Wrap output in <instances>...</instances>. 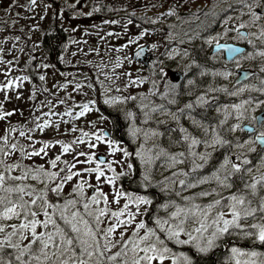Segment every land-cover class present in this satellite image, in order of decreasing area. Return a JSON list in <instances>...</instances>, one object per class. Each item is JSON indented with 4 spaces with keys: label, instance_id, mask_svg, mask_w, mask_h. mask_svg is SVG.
Masks as SVG:
<instances>
[{
    "label": "rangeland",
    "instance_id": "obj_1",
    "mask_svg": "<svg viewBox=\"0 0 264 264\" xmlns=\"http://www.w3.org/2000/svg\"><path fill=\"white\" fill-rule=\"evenodd\" d=\"M56 1L57 9L56 5L46 0H5V7L0 10V85L8 84L7 89L0 87V112L4 113L0 115V129L3 130L1 141H5L7 145L2 165L6 169L7 187L14 184L10 180L11 176L21 172L28 176L20 181H24V200L31 199L29 192L35 193L41 189L47 191L48 186L54 183L62 184L61 190L65 193L77 188L85 195L86 200L94 204L95 212H102L101 223L99 222L102 232L99 237L100 253L121 252L116 257L130 262L131 246L144 231L151 228L156 236H161L159 241L162 243L157 246L162 247L167 241H175L166 235L167 225H174L177 219L184 218L182 212L178 217L170 215L177 210L174 197L167 202L161 196L163 191L170 192L175 183L168 180L161 187L162 180L171 177V174L161 164L154 163V158L147 152L149 142H145L146 130L142 123L144 104L141 97L145 86L143 65L130 57L136 47L149 43L156 55H162V60L171 59L174 51H177V64L181 62L180 67L183 70L190 69V52L172 46L177 41L186 46L185 43L189 40L185 37L193 40L196 35L199 43H204L201 38L208 37L206 33L209 34L211 26L207 17L200 16L202 12L211 9L213 0ZM103 8H107L109 12L120 11V15L116 14L113 19L103 17ZM169 8L172 9L171 12L168 11ZM56 11L59 13L57 21L66 29L64 53L59 56L57 65L41 47L43 31L51 26ZM203 27L209 28L203 32ZM141 32L144 33L143 36L139 35ZM29 66L34 69L37 77L42 78V82H31L27 71ZM226 71L227 75H220L231 78V72L227 69ZM224 84L216 82L214 86L211 85V92L214 93L215 88L217 93ZM126 93L135 94L137 115L132 116V111L128 114ZM102 105L112 113H122L130 132V149L111 136V119L101 110ZM223 108L226 111L221 106L213 105L209 113L218 114L224 121L230 117L235 118L238 109L232 108L230 104H225ZM45 121L48 123H44ZM105 130L110 134L105 135ZM209 137L217 143V136L212 137L210 134ZM245 140L247 139L232 149L231 154L234 156H228L229 163H225L219 176L226 177V173L232 171V162L240 163L245 173L250 176L256 177L264 170V149L255 153L257 144L250 141L245 143ZM44 141L50 143L44 144ZM71 141L78 147V151L72 148ZM64 144L69 145L67 150L63 149ZM109 147L114 151L109 152ZM250 151L255 153L254 158L244 162L242 158ZM97 154H104L105 160L99 161ZM237 156L241 159L238 160ZM109 163L112 165L111 169L107 167ZM11 164H16V167L11 168ZM69 164L71 168L68 167ZM18 168L20 169L17 171ZM96 168L100 169L99 176L96 175ZM134 168L136 177L150 183L151 187L146 185L138 193L131 192L130 187L123 188L117 175L126 173L133 176ZM214 170V167L211 168V171ZM33 171H37L38 175L33 176ZM44 171H54L57 176L55 179H47L45 183ZM69 171L74 173L70 179L67 178ZM235 176L233 174L232 179L237 180L238 176ZM216 177L217 174L211 172L199 180L197 187L193 184L189 189L196 187L198 193L209 192L207 196H197L199 200L209 202L211 199L221 198V206H214L210 216L217 211L230 216L226 207L232 190L229 179L226 177L227 185H221ZM78 181L80 185H77ZM211 188H217V192H211ZM0 190L2 191V185ZM151 191L158 196L155 202L153 200L157 210L166 216L154 218V204L149 197ZM0 195L5 197V202L0 203L2 209L7 206L8 197L15 202L19 193L13 194L4 190ZM139 196H146L148 201L137 205L134 201ZM129 200L133 202L126 203ZM185 203L186 201H179L180 205L187 206ZM41 204L43 199L36 204L38 219L44 218L40 211ZM117 211L120 212L119 217L113 215ZM129 213L132 214L130 222H122V218L129 217ZM157 220L165 224L164 229L157 226ZM140 221H143L142 227L133 232ZM18 223L17 216L0 217V224L6 226L0 229V236L10 230L8 226ZM112 223L118 226L112 229V235H107L105 229ZM193 223L191 219L186 221L185 231L179 234L181 240L188 239ZM53 227L54 225H45L42 228L37 225L36 231L50 230ZM81 228H88L93 232L92 226L85 221ZM129 237L133 239L129 240ZM30 239L29 232L21 241L28 242ZM88 239L90 243L94 242L93 237ZM125 240H129L127 245L124 244ZM106 242L111 243L112 247L108 248ZM152 242L153 237L150 236L141 245ZM48 247L51 248V245ZM125 248L129 249L128 253L124 252ZM170 253L169 251L164 254V260L153 256L152 264H170L173 261ZM98 254L93 251V256L89 259L97 258ZM137 254H143L142 247ZM95 261L96 264H103L100 259ZM40 264H52V258L41 261Z\"/></svg>",
    "mask_w": 264,
    "mask_h": 264
},
{
    "label": "flooded vegetation",
    "instance_id": "obj_2",
    "mask_svg": "<svg viewBox=\"0 0 264 264\" xmlns=\"http://www.w3.org/2000/svg\"><path fill=\"white\" fill-rule=\"evenodd\" d=\"M4 1L0 0V10L5 7ZM46 1L56 5L57 9L56 0ZM211 6V9L202 12L200 17L209 19L211 28L207 27L209 34L206 33V35L212 36V41L209 42L207 38H201L204 43H199L198 35H196L193 40L190 37H185L186 40H189L185 43L186 46L178 41L172 46V48L181 47L190 52V69L183 70L180 67L181 62L177 64V51H174L170 63L171 59L162 60V55H156L149 43L142 62L145 83L144 93L141 97L144 104L142 123L146 130L145 142H149L147 152L154 158V163L161 164L165 170L170 172L171 177H165L161 187H163V183H168V180L174 182L175 187L170 192H161V196L167 202L173 200L174 197L175 205H180L179 201H186L185 204L188 206L198 200L197 196L193 197L194 193H198L196 188L198 183L193 182L199 181L211 172L220 175L225 167V156L232 158L234 156L231 154L232 149L241 144L249 135L253 136L250 142H255L258 146L255 153L264 149L254 138L255 132H259L261 129L256 128L253 132L249 128L243 127L250 124L249 115H264V93L259 90L264 87V0H213ZM253 13L257 14L255 18H253ZM58 15L59 13L56 11L49 27L56 30L58 39L48 38V44H45L43 38L45 31L41 38V47L44 52L47 49L55 51L52 53L55 65L59 64L57 56L64 50L66 43V29L57 21ZM237 24H240L241 27L236 28ZM60 28H63V33ZM203 28L204 32L207 28ZM241 32L248 35L241 38L239 36ZM200 36L202 35L200 34ZM220 43L231 44L241 50L229 56L224 48L215 49V46ZM46 46L49 48L46 49ZM226 69L231 72V78H224L220 75L222 74L220 71ZM35 76L36 74L29 78L31 82L38 83V80L42 78L36 76L37 80L34 81ZM216 82L225 84L219 88L217 93L214 88L213 93L211 85L214 86ZM249 85L253 87H249ZM197 98L200 99V103H197ZM256 100L261 103L254 105L253 102ZM241 101L244 103L237 111L244 112V119L235 116L234 119L230 117L224 121L218 114L209 113L213 105L221 106L222 110L226 111L223 108L225 104L233 105ZM126 105L130 115V105L127 101ZM100 107L105 110L102 106ZM108 113L110 112L108 111ZM132 116H134L133 112ZM234 123L238 124V127L233 130L231 125ZM111 126L113 132V124ZM128 134V139L125 142L130 149L129 130ZM210 134L212 137H218L216 144L213 143L214 139L209 137ZM2 135L3 130L0 129V137ZM221 141H226V143ZM207 150L209 151L206 152ZM6 152V142L0 139V165H2ZM255 153L250 151L246 156L252 160ZM194 165H199V167H194ZM213 167L215 170L211 171ZM0 172L4 173L0 185H2V191L6 192L8 184L4 164L0 166ZM242 172L243 167L233 174L235 176ZM27 177L21 172L14 173L10 179L14 182L12 187L14 188L15 185L24 186V181H20ZM227 177L229 186L232 188L231 194H233L232 176ZM181 180H184L185 184L181 185ZM193 184L196 187L189 189ZM2 191L0 190V193ZM12 193L16 194L17 192L12 191ZM186 196L189 197L188 200L184 199Z\"/></svg>",
    "mask_w": 264,
    "mask_h": 264
},
{
    "label": "snow or ice",
    "instance_id": "obj_3",
    "mask_svg": "<svg viewBox=\"0 0 264 264\" xmlns=\"http://www.w3.org/2000/svg\"><path fill=\"white\" fill-rule=\"evenodd\" d=\"M169 12L172 11L171 8L168 9ZM253 18L256 17V13H253ZM227 19V17H225ZM223 23V22H222ZM241 25L237 24L236 28H240ZM235 30V29H233ZM140 36H143L144 33H139ZM217 35H220V33H217ZM248 35L247 33H239V36L243 38L244 36ZM213 39L212 36H208L207 40L211 42ZM225 48H228V55L232 56L233 53L238 52L239 50L236 49L234 46L230 45H224ZM141 50L138 48L136 55H140ZM239 58V57H237ZM238 67V65H237ZM161 71H163L161 69ZM223 75H227V71L225 70L222 72ZM11 83V81H9ZM0 87H3L7 89L8 84L0 85ZM249 87H253L252 85H249ZM262 93H264V87H261L259 89ZM203 95V94H201ZM200 99L197 98V103H200ZM244 102L241 101L237 104H233L232 108L234 109H240L241 105ZM261 101L256 100L253 102L254 105H259ZM219 111V109H218ZM4 113L0 112V115H3ZM227 115V113H225ZM236 116L242 118L244 116L243 111H237ZM250 124L244 125V128H249L251 131L255 132L256 128H260L261 131L255 132V140L264 147V115H249ZM44 123H48L45 121ZM238 127V124L234 123L231 125V128L234 130ZM95 135V134H92ZM215 135V131H214ZM0 139H3V137H0ZM253 139L252 135H249L247 140H245V143H248ZM58 143V141H56ZM195 142V140H193ZM216 141L213 140V143ZM226 143V141H221ZM44 144L50 143V141H44ZM12 147H15V145H12ZM69 145L64 144L63 149L67 150ZM94 147V145H93ZM255 147V145H253ZM23 151V150H21ZM109 152L114 151L113 148H108ZM89 158L91 159V155L89 154ZM206 158V157H205ZM58 159V157H57ZM237 159H241L240 156H237ZM244 162H247L248 157L244 156L242 158ZM50 163H54V161H50ZM224 163H229L228 156L226 155L224 158ZM2 166V165H0ZM11 168H15L16 164H11ZM69 168H71V165H68ZM109 169H111L112 165L109 163L107 165ZM194 167H199V165H194ZM241 164L232 162L231 163V169L232 171H228L226 173L227 176H232L235 171L241 170ZM91 171V169H89ZM182 171V170H180ZM96 175H100V169H95ZM33 176H37V171L32 172ZM74 175L73 172L69 171L67 173V178H71ZM57 176V173L54 171H44V177H45V183H47V179H55ZM4 173L0 172V182L3 181ZM221 177L217 175V180L221 185H227V178ZM259 180L262 184H264V175L259 176ZM111 183V181H108ZM200 181H194L193 183H199ZM180 184H185L184 180L180 181ZM77 185H80V182H77ZM257 178H253L251 181V184L246 185V187H249L251 189V193L254 196L257 192ZM62 184L57 183L52 186V190L55 191L57 188L61 187ZM30 187V186H28ZM77 190V189H74ZM8 192L16 191L19 193V196L16 197L15 202H12V198H7V206L0 209V217H12L17 216L19 219L18 224H13L8 226L10 230L6 232L4 235L0 236V250H3L5 247L11 248L15 250V261L17 264H40L41 261H47L50 257L52 258V264H96V261L89 259L93 256V251L96 253H100V247L97 243L95 246H93L88 237L95 238V234L91 231V229L85 228L84 229V235L80 234V228L78 223L73 221V217H76L77 213L72 212L71 216H69L68 212L62 211L60 213L61 218L67 223V225L71 228L72 232L76 234L75 240H73L72 236H69L66 234L61 227L55 223V221L52 219V215L55 213V210L57 209V205H53V213H49L47 211V206L49 204V201L46 197L43 196V193L46 191V189H41L35 193L29 192L28 195L31 196V199L24 200L22 197L25 195L24 186L22 185H15L14 188L12 186L7 187ZM98 191V190H97ZM211 192L215 193L217 192V188H211ZM123 195V193H120ZM209 194L208 191H201L199 193H194L193 197L195 196H207ZM131 196V194H128ZM95 196V193L93 194ZM40 199H43V204L40 205V211L43 213V219L37 218V211L35 210L36 204L39 202ZM185 200H188L189 197H184ZM148 198L146 196H139L135 199L134 203L137 205L147 202ZM5 202V197L3 195H0V203ZM132 200L127 201L126 203H132ZM73 201L69 200L66 202L65 208L67 204H72ZM222 200L221 198H214L211 199L208 203L203 204L202 206L193 202L192 204L188 206H181L177 205L176 211L171 212L172 217H178L179 213L184 214L183 219H177L175 224L169 223L167 225V232L166 235L175 240L178 244H184L191 241L195 235L196 232L204 233L205 227L207 225V217L209 213L213 211V207L217 205H221ZM242 207H239L241 206ZM227 211L231 214L230 216H226L223 212L217 211L214 213L212 218L213 223V230L210 235L207 237V241L203 244L200 243L199 240H197L196 247L199 251L203 252L206 251L209 247L213 245V242L215 239L225 234L226 231L230 229V226L235 227H243V225L237 224V220L239 217L243 216L245 218L249 217L253 212H255L257 209L254 206L251 198L245 199V194H238L233 193L228 196V204H227ZM259 209L260 211H264V196L259 197ZM106 210V209H105ZM102 212L100 210L97 211V216H100ZM114 216L119 217L120 212H113ZM131 213H129V217L122 218V222L129 223ZM199 219V223H195V221ZM188 219H191L194 221L193 228L190 231V234L188 236V240H181L179 238V234L181 232L185 231V223ZM264 219V217H262ZM84 221H79V224H83ZM37 225H40L42 228H44L45 225H54V227L50 230H42V231H36ZM143 225V221H140L136 224V228H134L132 231L135 232L136 229L141 228ZM118 225L116 223L110 224L106 229L105 233L107 235H112V229L116 228ZM157 226L161 229L165 228V224L161 222L160 220H157ZM6 226L4 224H0V229H4ZM252 228L256 229L254 233L250 232H244L241 233V235H247V236H254L255 239L264 242V223H254ZM31 233V239L28 240L26 244H21L20 241L28 234ZM121 235H123V232H121ZM153 237V242L148 244L141 245V242L146 240L148 237ZM133 237H129V240H132ZM129 240H125L124 244L127 245L129 243ZM34 242H38L39 247L35 248V251H33L34 248ZM158 243H162L159 241V238L156 237L155 233L151 228H148L146 231H144V234L142 236H139L135 239V242L131 246V255L132 259L129 262L126 260L119 261V264H152L153 262V256L156 257L158 260H164V254L170 251L167 247V245H163L162 247H158ZM79 244L80 245V251L77 253L73 250V245ZM51 245V248L48 246ZM106 245L108 248H111V243L106 242ZM141 247L143 249V254L138 255L137 253H140ZM125 253L129 252L128 248L124 249ZM27 254V259H23V257ZM11 255V253L9 254ZM120 255V253H113L112 255L108 256V260H112L114 256ZM178 255L183 256L185 260V264H189V258L184 255V253H178ZM260 256L261 259H254V257ZM99 259V256L96 258ZM231 259L233 261V264H264V253H258L256 249H245V248H239L236 246H233L231 248ZM0 260H3V257L0 256ZM172 260L175 264L176 256H172ZM4 264H12L11 261H5Z\"/></svg>",
    "mask_w": 264,
    "mask_h": 264
},
{
    "label": "trees",
    "instance_id": "obj_4",
    "mask_svg": "<svg viewBox=\"0 0 264 264\" xmlns=\"http://www.w3.org/2000/svg\"><path fill=\"white\" fill-rule=\"evenodd\" d=\"M102 14H104L103 17L106 16L109 19H113L116 14L120 15V11L109 12L107 8L106 9L103 8ZM60 30L63 33V28H60ZM43 38H44L45 44H48L47 42L48 38L58 39V35L54 28H49L44 32ZM47 48L49 47L46 46V49ZM46 52L48 53V56L51 59L52 53H54L55 51L53 52L47 49ZM27 71H28L29 76H34V72H32V67H28ZM34 79H35L34 81L37 80L36 76ZM132 95L126 93L128 104L130 105V110L135 115H137L138 112L136 110L135 102H134L135 94H132ZM111 116H112V121L114 125V130H115V132L113 133V137H115L118 140H120V138H124L127 140L126 125L123 127V122L122 120L119 121V118L116 113H114ZM71 146L73 149H75V151L76 150L78 151V147L72 141H71ZM261 175H264V170L255 177V176H250L249 174H246L243 169L242 173L237 174L235 176V177L238 176L237 180L236 179L231 180L233 181V193L245 194V199L251 198L254 206L257 209L247 218L243 216L238 218L237 224L243 225V227L230 226V229L226 231L225 234H222L215 239L211 247H209L206 251L201 252L196 247L197 240H199L200 243L203 244L204 242L207 241L208 235H210L213 230L212 218H213L214 213L212 214V216L208 215L207 225L205 227L203 234L200 232H196L195 237L188 243H184V244H178L175 241H167L165 243V245H167L170 252H172V256L174 255L176 256L175 264H185L184 257L178 255V253H181V252L184 253V255L189 258V264H217V261H219L218 264H233V261L230 256L231 248L233 246H236L239 248H245V249H256L258 253H264V242H261L255 239L254 236L241 235V233H244V232L254 233L256 229L251 227L254 223H264V219H262V217H264V211H260L259 209V197L264 196V184H262L261 181L259 180V176ZM117 178L119 182L121 183V185L123 186V188L131 187V189H133L132 191L135 193L142 192L141 190H143L145 187V185L143 186L144 184L143 180L141 178H137L135 173L131 177V181H130V176H128L126 173L118 174ZM253 178H257V185H256L257 192L254 196L251 193V189L249 187H246V185L251 184V181ZM55 184L57 183H54L53 185ZM53 185L48 186L49 189L45 192V197L49 201L48 208H47V211L49 213H53V205L58 206L57 209L55 210V213L52 215V218L56 222V224H58L66 234H68L69 236H72L73 240H75L76 234L72 232L71 228L61 218L60 213L66 210L69 216H71L72 212H76L78 216L73 217L72 219L74 222L78 223L79 228H80V234L83 235L84 233V230L81 228V224H79V221L83 220L89 226L90 225L92 226L93 233L95 234V237H96L93 240L94 245H96L97 243L100 245L101 240L99 239V237H101L102 232H100L101 229L99 227V224L101 223V218L100 216H97V212H95L96 207H93L94 204L86 200L85 195L81 191L79 192L77 188H72L69 193H65L61 190L62 186L57 188L55 191H53L52 190ZM74 189H77V190H74ZM152 197H153V200H157L158 198V196H155V195ZM69 200L73 201V203L67 204L65 208L66 202ZM205 203H207V201L199 200L197 204L202 206ZM156 207L157 205L154 204L153 205L154 218H157L156 216H158V218L166 216L165 213L161 214L160 211H158ZM196 222H199L198 218ZM156 237L161 238V236H158V235ZM20 243L26 244L27 242L23 240ZM93 243L91 244L93 245ZM169 245L171 248L169 247ZM38 247H39L38 242H34L33 251H35V248H38ZM73 250L78 253L80 251V245L74 244ZM10 253L11 255H9ZM105 254L103 252L98 254L99 259L101 260L103 264H119V261H121L120 258L116 256H114L112 260H108L106 257L112 255V253H108V254L105 253ZM0 256L3 257V260H0V264H4L5 261H11L12 264H17V262L15 261V250L11 248L5 247L3 250H0ZM212 257L214 258L212 259ZM27 258H28L27 254H25L23 259H27ZM99 259L97 261H99ZM254 259H261V257L257 256V257H254ZM93 260L95 261L96 258H93ZM172 264H174L173 261H172Z\"/></svg>",
    "mask_w": 264,
    "mask_h": 264
},
{
    "label": "water",
    "instance_id": "obj_5",
    "mask_svg": "<svg viewBox=\"0 0 264 264\" xmlns=\"http://www.w3.org/2000/svg\"><path fill=\"white\" fill-rule=\"evenodd\" d=\"M224 45H230V46H232L231 44H225V43H220V44H217L216 46H215V49H217V48H224L225 49V51H226V53L228 54V48H225L224 47ZM147 47H148V44H144V45H141V46H139V47H137L133 52H132V54H131V58L132 59H134V60H140V61H144V56H145V53H146V49H147ZM140 49L141 50V54L138 56V55H136V52H137V49ZM236 49H238L239 51L241 50V48H236ZM235 53H237V52H235ZM234 54V53H233ZM232 54V55H233ZM229 57V56H228ZM106 133V132H105ZM96 158L98 159V160H100V161H103V160H105V155H103V154H97L96 155Z\"/></svg>",
    "mask_w": 264,
    "mask_h": 264
},
{
    "label": "bare ground",
    "instance_id": "obj_6",
    "mask_svg": "<svg viewBox=\"0 0 264 264\" xmlns=\"http://www.w3.org/2000/svg\"><path fill=\"white\" fill-rule=\"evenodd\" d=\"M164 34V33H163ZM163 43V42H162ZM207 64V63H206ZM211 65V64H210ZM228 67V66H227ZM230 67V66H229ZM189 72V71H188ZM248 97V96H247ZM219 100V99H218ZM238 100V99H237ZM214 102V101H213ZM197 110V109H196ZM204 111V110H203ZM232 143V142H231ZM202 238V237H201ZM233 238V237H232ZM217 242V241H216ZM221 242V241H220ZM222 246V245H221ZM263 246V245H262ZM173 248V247H172ZM252 248V247H251ZM179 250V249H178ZM180 251V250H179ZM181 252V251H180ZM121 253V252H120ZM212 253V252H211ZM230 253V252H229ZM210 254V253H209ZM231 254V253H230ZM106 255V254H105ZM192 255V254H191ZM195 255V254H194ZM215 255V254H214ZM222 256V255H221ZM231 256V255H230ZM125 257V256H124ZM190 257V256H189ZM217 257V256H216ZM107 258V257H106ZM214 257H212L213 259ZM220 259V258H219ZM204 260V259H203ZM213 261V260H212ZM217 261V260H216ZM219 261H217L218 264ZM214 263V262H213ZM216 263V262H215Z\"/></svg>",
    "mask_w": 264,
    "mask_h": 264
}]
</instances>
